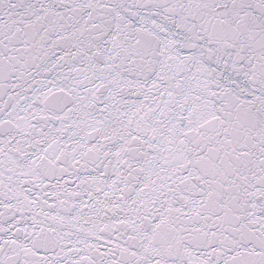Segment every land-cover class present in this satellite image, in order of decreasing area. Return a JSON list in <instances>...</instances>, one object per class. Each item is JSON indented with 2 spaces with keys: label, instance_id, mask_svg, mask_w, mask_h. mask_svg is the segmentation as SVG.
I'll use <instances>...</instances> for the list:
<instances>
[{
  "label": "snow or ice",
  "instance_id": "6c2138e0",
  "mask_svg": "<svg viewBox=\"0 0 264 264\" xmlns=\"http://www.w3.org/2000/svg\"><path fill=\"white\" fill-rule=\"evenodd\" d=\"M0 264H264V0H0Z\"/></svg>",
  "mask_w": 264,
  "mask_h": 264
}]
</instances>
